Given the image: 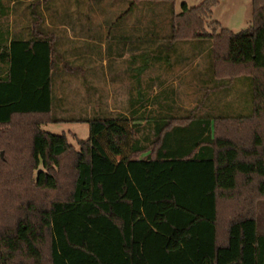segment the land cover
Segmentation results:
<instances>
[{
  "label": "trees",
  "instance_id": "1",
  "mask_svg": "<svg viewBox=\"0 0 264 264\" xmlns=\"http://www.w3.org/2000/svg\"><path fill=\"white\" fill-rule=\"evenodd\" d=\"M217 2L203 14L210 16ZM11 12L0 0V16ZM32 16L43 19L34 9ZM177 17L170 15L167 29L149 23L142 42L138 37L129 48L109 40L103 22L102 69L111 71L126 53H141L124 61L127 71L111 74L112 83L123 75L130 84L123 112H109L102 94V109L93 107L83 120L56 115V104L51 110V41L11 42V62L20 47L45 69L32 65L20 81L13 73L0 78V264H57L55 228L69 249L85 256L82 264H264V0L253 1L252 24L236 33H208L199 14V21L182 24ZM204 40L211 62L201 83L212 87L204 99L246 77L248 115L198 114L197 107L172 115L161 92L150 96L152 79L142 88L141 77L155 66L187 60L177 54L179 45H190L193 59L204 52L194 42ZM57 123H86L89 137L76 151L65 135L42 129ZM82 209L85 215H62ZM143 215L165 230L164 239L149 242L138 231ZM81 216L95 228L93 245L70 241L65 222Z\"/></svg>",
  "mask_w": 264,
  "mask_h": 264
},
{
  "label": "rangeland",
  "instance_id": "2",
  "mask_svg": "<svg viewBox=\"0 0 264 264\" xmlns=\"http://www.w3.org/2000/svg\"><path fill=\"white\" fill-rule=\"evenodd\" d=\"M18 1L17 8H15L16 4L13 5L14 0H1L3 8L12 12L9 15L0 16V20H34V16H32L34 9L42 14L43 19L39 21L52 22L59 27V33H65L67 36L69 32L82 31L83 34L80 36L83 37L84 35L88 38L86 41H90L83 43L86 47L85 53L82 57H79L81 59L76 58V61H74L76 66L79 65V68L74 70L76 75L72 76L76 82H73L70 86L74 97L66 103L65 113H56L60 117L73 116V118L83 120L85 116L91 115L90 112L93 107L97 110L102 109V94H105L107 98L104 103L109 112H123L126 106L127 91L130 89L129 81L125 76H119L122 78V82L117 80L116 84L112 85L110 82L112 75L115 73L114 70L106 71L102 69V31H105L102 28L103 22L109 25L107 30L108 39L119 40V43L125 44L126 48L135 44L138 37L140 38L139 43L142 42L141 39L143 38L140 37V33L147 35L148 30L151 29L145 27L152 26V24H149L151 22H154L158 29H167L169 27V20L167 19L171 14L177 17L179 14L184 13L181 19L187 22L196 19L199 21L200 17H196L199 14L202 20L206 22L202 29L208 33H217L220 29L236 33L252 24L254 0H218L215 5L211 6L210 16L204 15L203 12L207 9L211 0H40L37 4H33L35 0ZM131 5L134 6L132 7L133 10L123 20L121 19L122 21H117L122 14L130 9ZM196 8L199 9L188 14L189 10ZM182 20L181 24L183 23ZM38 29L43 30V26L39 25ZM182 30L181 27L178 31L181 32ZM156 36L162 40L163 35ZM194 43L200 45L199 49L204 51L201 56L190 59L193 53L192 47L188 44L179 45L177 54H183L188 62L187 60H180L179 64L160 69L155 66L141 77L144 81L142 82V88L146 91L148 79H152L149 82L152 84L150 96L161 92L165 104L167 99V105L173 107L170 112L172 115H184L195 107H197L198 114H216L217 110L221 109L220 113L227 116L248 115L251 111V90L250 80L246 77H240L235 82L226 85L225 88H220V92L209 93L204 99V95L212 88L207 81L201 83L202 79L206 77L200 74L203 70L205 71L209 66V62H211L209 58L210 42L204 40L200 43ZM140 53V51L126 53L122 58H115V63L112 62L110 66L118 71L124 69L127 71L129 66L124 61L132 55H139ZM172 58V60H175L174 56ZM59 60H61V57ZM137 65L139 66V63L133 68H136ZM85 68L87 69L84 70ZM102 72H104L103 78ZM160 81H165V84L158 87ZM166 88L172 89L173 95L170 91L166 92ZM225 91L227 93H224ZM224 95L226 96L222 97ZM219 96L220 98L217 99ZM45 131L55 135H65L76 151L79 150L78 143L87 140L89 137V126L86 123H57L49 125ZM262 208L264 215V205ZM82 210V212L74 210L62 215H81L83 212L85 215L86 211ZM143 216L138 224V231L146 236L149 242L164 239L165 230L161 227L151 226L147 223L146 216ZM62 219H59V222L64 223ZM82 221H86L84 216L79 219L70 218L69 221L65 222V225L69 227L70 241L79 244L82 239H85L90 245H93L98 241L95 238V228L91 225L86 226V223L84 224ZM78 227H83V232L78 231ZM55 243L57 245L55 253L57 264H82L80 259L85 258V256L68 248L62 238L60 228H55Z\"/></svg>",
  "mask_w": 264,
  "mask_h": 264
},
{
  "label": "crops",
  "instance_id": "3",
  "mask_svg": "<svg viewBox=\"0 0 264 264\" xmlns=\"http://www.w3.org/2000/svg\"><path fill=\"white\" fill-rule=\"evenodd\" d=\"M42 25L43 30H39L38 26ZM58 28L50 21H36L31 19L26 20H0V42H3L0 46L1 51L5 54L0 58V78L6 79L8 76L12 75L16 81L27 78L29 75L30 68L32 65L35 66L36 71L44 72L45 66L44 62L31 63L30 55H25L23 48L18 47L17 51L13 53L15 61L11 62V42L12 41H30L34 38H45L51 41L53 47L52 54L50 56L51 69V84H50V94L52 97V106L56 104V113H65L68 100H72L74 95L72 94L71 84L76 82L72 77L76 75L74 71L76 68H79V65L76 66V58L81 59L85 53L86 47L83 43L86 41L82 31L78 32H69L68 37L65 33H59ZM66 36V37H65ZM72 40V41H70ZM6 42V44H5ZM77 53V54H75ZM61 57V60H59ZM14 59V58H13ZM74 63V64H73ZM105 65V62L103 63ZM88 68V67H87ZM85 68L84 70H86ZM114 75H120L121 71H118L116 68H113ZM108 71V70H106ZM112 71V70H111ZM72 77V78H71ZM112 85H115L116 82H110ZM103 102H106L105 94H103ZM49 125L46 124L42 129L46 130Z\"/></svg>",
  "mask_w": 264,
  "mask_h": 264
},
{
  "label": "water",
  "instance_id": "4",
  "mask_svg": "<svg viewBox=\"0 0 264 264\" xmlns=\"http://www.w3.org/2000/svg\"><path fill=\"white\" fill-rule=\"evenodd\" d=\"M2 155V154H1Z\"/></svg>",
  "mask_w": 264,
  "mask_h": 264
}]
</instances>
